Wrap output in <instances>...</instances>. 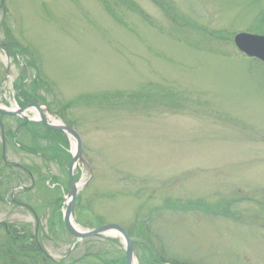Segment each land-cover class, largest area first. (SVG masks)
Instances as JSON below:
<instances>
[{"label": "rangeland", "instance_id": "1", "mask_svg": "<svg viewBox=\"0 0 264 264\" xmlns=\"http://www.w3.org/2000/svg\"><path fill=\"white\" fill-rule=\"evenodd\" d=\"M240 30L264 34V0H0V105L42 98L79 133L75 221L122 224L134 264H264V66L236 48ZM21 121L4 120L5 147L0 132V220L34 233L12 189L69 250L59 206L77 142ZM14 230L0 264H53ZM97 237L72 264H127L117 234Z\"/></svg>", "mask_w": 264, "mask_h": 264}, {"label": "flooded vegetation", "instance_id": "2", "mask_svg": "<svg viewBox=\"0 0 264 264\" xmlns=\"http://www.w3.org/2000/svg\"><path fill=\"white\" fill-rule=\"evenodd\" d=\"M4 119H7V117ZM4 137H5V135H4ZM36 184L38 185V182H36ZM21 189H23V188H21ZM11 190L9 189L7 191V187L4 188V191H7L9 196L11 197V201L10 202L7 201V203L12 207L15 206V207L20 208V209H25L32 214V212L30 210H28L29 209L28 205H30L32 207L33 204L29 203L30 200L28 199V197H26V200H20L19 201V200L14 198V194H13V192H11ZM0 201H1V199H0ZM33 207L32 208L34 209L35 213H37V217L36 218L34 217V221H33V224L35 226L33 234H31V232L28 231V229L26 227H22V226H17L14 230V226H16V224H17L15 222H8L6 220H0V230H3L4 234L6 235L5 237L0 238V249H1V251H3L1 253L13 254L12 253L13 252L12 246L14 245V241L12 240L11 235H12V231L14 230L15 234L18 233V234L23 235L22 238L24 241H22V242H26V244L24 245L25 250H27L26 248L29 245H31V243H29L31 240L33 243L36 244V246H39V248L42 249V251H43L42 255L44 258L43 260H50L52 262L54 259H56V257L62 258L63 256H69L70 255L69 250L68 251L64 250L65 246L63 244V241L61 239H59L60 237H56V235H55V232H54L55 227L52 224H51V226H47V227L41 226L42 222L40 220V217H41L40 210H43V208L41 206H39V207L33 206ZM48 207L49 206L46 207V210L48 209ZM55 211H56V206L54 205V207L51 210L50 216L53 217ZM58 228H60V226ZM60 229H63L62 225H61ZM43 238L50 239L51 243L48 247V250L44 249L42 244H41V241L43 240ZM16 239L17 240L20 239V236H16ZM5 248H8V250ZM8 257L12 261L15 260V255H9ZM66 258H68V257H66ZM66 258H62L61 260H58L56 262L58 264H68V263H70V261H72L71 259L66 260ZM83 264H85V262Z\"/></svg>", "mask_w": 264, "mask_h": 264}, {"label": "water", "instance_id": "3", "mask_svg": "<svg viewBox=\"0 0 264 264\" xmlns=\"http://www.w3.org/2000/svg\"><path fill=\"white\" fill-rule=\"evenodd\" d=\"M235 42H236L237 46L242 51L247 53L248 55L256 56V57H259L262 60H264V36L251 35L248 33H239L235 37ZM52 127H56V128L61 129V130H65L66 132L73 134L75 136V138L77 139L78 150H77L75 158L72 162V166H73L74 162L76 163L78 160L83 161L84 159H83V155H82V141H81L79 134L74 129L67 127V126H52ZM72 166L70 167V172H72V168H73ZM76 191H77L76 186L75 187L73 186L72 187V193L74 195H76ZM67 217L68 216H66V221H67L68 227L75 234H78L76 231L73 230L72 226L69 223V218H67ZM108 229H115L123 235V237L125 238L126 243H127L128 261L130 262V260L133 256V245L131 243V240H130L127 232L121 226H119L117 224H108V225H105V226H103L97 230L91 231L87 234H78V235H80V236L96 235V234H100L104 230H108Z\"/></svg>", "mask_w": 264, "mask_h": 264}, {"label": "bare ground", "instance_id": "4", "mask_svg": "<svg viewBox=\"0 0 264 264\" xmlns=\"http://www.w3.org/2000/svg\"><path fill=\"white\" fill-rule=\"evenodd\" d=\"M2 107V109H5V107H3V106H1ZM57 122H59V121H57ZM75 227H76V225H74ZM77 229H79V228H77ZM80 230V229H79Z\"/></svg>", "mask_w": 264, "mask_h": 264}]
</instances>
